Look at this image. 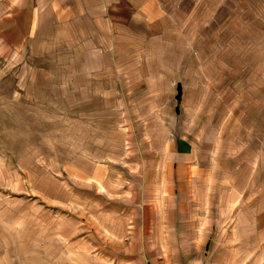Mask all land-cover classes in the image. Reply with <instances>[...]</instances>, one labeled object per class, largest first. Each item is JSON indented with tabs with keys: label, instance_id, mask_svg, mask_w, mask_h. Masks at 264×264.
<instances>
[{
	"label": "rangeland",
	"instance_id": "rangeland-1",
	"mask_svg": "<svg viewBox=\"0 0 264 264\" xmlns=\"http://www.w3.org/2000/svg\"><path fill=\"white\" fill-rule=\"evenodd\" d=\"M27 3L0 5V264H264V0H36L29 34Z\"/></svg>",
	"mask_w": 264,
	"mask_h": 264
},
{
	"label": "crops",
	"instance_id": "crops-1",
	"mask_svg": "<svg viewBox=\"0 0 264 264\" xmlns=\"http://www.w3.org/2000/svg\"><path fill=\"white\" fill-rule=\"evenodd\" d=\"M3 1L4 0H0V5H3ZM21 1H23V0H9L10 5H19V3H21ZM35 1L36 0H25V2H28L27 5H29L28 6L29 8H26V11H35L33 14V17H31V22L28 26V34H29V31H30V33H33L34 31H36L35 29H36V26L38 23V12L37 11H38V9L41 8V5L37 6V3H35ZM31 5H32V8H30ZM35 5H36V7H35ZM31 25H32V27H31ZM29 27H31V28H29ZM29 36L32 37L31 35H29Z\"/></svg>",
	"mask_w": 264,
	"mask_h": 264
},
{
	"label": "trees",
	"instance_id": "trees-1",
	"mask_svg": "<svg viewBox=\"0 0 264 264\" xmlns=\"http://www.w3.org/2000/svg\"><path fill=\"white\" fill-rule=\"evenodd\" d=\"M179 89H180V85H179ZM177 99L180 100L181 99V92H179Z\"/></svg>",
	"mask_w": 264,
	"mask_h": 264
}]
</instances>
